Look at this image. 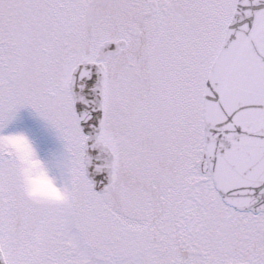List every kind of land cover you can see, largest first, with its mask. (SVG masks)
I'll return each mask as SVG.
<instances>
[{"label": "snow or ice", "instance_id": "snow-or-ice-1", "mask_svg": "<svg viewBox=\"0 0 264 264\" xmlns=\"http://www.w3.org/2000/svg\"><path fill=\"white\" fill-rule=\"evenodd\" d=\"M0 264H264V0H0Z\"/></svg>", "mask_w": 264, "mask_h": 264}, {"label": "rangeland", "instance_id": "rangeland-1", "mask_svg": "<svg viewBox=\"0 0 264 264\" xmlns=\"http://www.w3.org/2000/svg\"><path fill=\"white\" fill-rule=\"evenodd\" d=\"M17 124L20 127L31 129L38 136H45L48 139L49 145L54 146V136H52L50 133L45 132L42 126V122L39 121L38 118L30 114L27 110L21 111Z\"/></svg>", "mask_w": 264, "mask_h": 264}]
</instances>
